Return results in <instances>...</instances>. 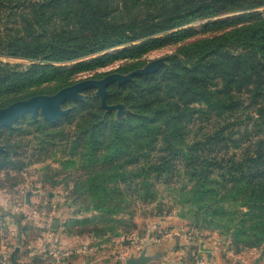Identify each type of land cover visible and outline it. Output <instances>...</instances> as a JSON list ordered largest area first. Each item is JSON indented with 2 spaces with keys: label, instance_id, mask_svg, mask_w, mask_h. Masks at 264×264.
Instances as JSON below:
<instances>
[{
  "label": "trees",
  "instance_id": "1",
  "mask_svg": "<svg viewBox=\"0 0 264 264\" xmlns=\"http://www.w3.org/2000/svg\"><path fill=\"white\" fill-rule=\"evenodd\" d=\"M261 7L264 0H0V56L29 62H0V108L54 94L85 73L102 78L99 70L118 61L114 72H131L151 51L175 47L157 70L108 86V104L127 110L122 117L88 89L64 103L71 109L58 122L27 114L2 128L0 171L60 152V166L85 177L73 197L115 201L118 182L132 179L154 200L157 186L181 184L175 198L196 224L224 229L240 251L264 245ZM205 19L213 20L187 27Z\"/></svg>",
  "mask_w": 264,
  "mask_h": 264
},
{
  "label": "rangeland",
  "instance_id": "2",
  "mask_svg": "<svg viewBox=\"0 0 264 264\" xmlns=\"http://www.w3.org/2000/svg\"><path fill=\"white\" fill-rule=\"evenodd\" d=\"M257 10L264 13V7ZM212 20L197 21L187 27L199 30ZM121 49L117 47L110 51L115 53ZM174 50V46H169L151 51L145 56L143 67L164 64ZM2 61L12 65L29 64L25 59L0 56ZM120 64L118 61L99 71L111 73ZM93 74L85 73L77 79ZM115 111L117 116V109ZM122 111L125 115L127 110L123 108ZM61 156L59 152L42 157L44 160L19 172L0 171V264H12V256L17 254L19 264H49L53 260L45 255L49 245H55V250L63 253L83 244L95 248L94 255L90 258L82 254L72 256L63 264H126L131 255L138 256L144 249L153 256L147 264H199L196 258L207 257V249L203 246L207 242L216 246L219 252L216 262L210 264H264V245L240 251L224 229L196 224L188 212L189 206L175 198L181 184L171 186L175 191L171 187L157 186L158 196L154 200H144L136 187L137 180L132 179L118 182L121 195L115 201L108 198L95 200L90 192L82 191L73 197L75 181L85 177L80 178L83 171L78 168H62ZM28 192L29 202L26 200ZM100 201H105L101 204L103 209H96ZM109 205L116 210L112 215L106 212ZM34 209L39 210L36 215L32 213ZM42 211L46 213L41 214ZM102 218L113 221L106 225ZM113 225L115 232L107 228ZM167 230H172V235L180 234V240L185 242H180L176 236L158 242L157 237ZM172 240L175 241L168 243Z\"/></svg>",
  "mask_w": 264,
  "mask_h": 264
},
{
  "label": "water",
  "instance_id": "3",
  "mask_svg": "<svg viewBox=\"0 0 264 264\" xmlns=\"http://www.w3.org/2000/svg\"><path fill=\"white\" fill-rule=\"evenodd\" d=\"M159 67L161 65L153 66L150 64L126 74L111 72L102 78H84L72 85L61 88L52 95L37 94L28 99L17 100L6 107L0 108V130L2 128H13L14 123L27 114H31L34 118H37L41 114L48 121L58 122L70 110L63 107L64 103L69 100H82L84 98V92L88 89H95V94L100 98L101 105L104 109L108 112L117 109V116L122 117L124 116L122 110L125 108L123 104H108V86L114 82H118L119 84L126 83L135 75L153 72ZM3 149L4 146L0 143V150ZM26 200L27 202L30 201V192L27 193ZM17 251L18 247L15 252ZM152 259L153 256L149 255L147 250L144 249L138 256L131 255L126 260V264H147Z\"/></svg>",
  "mask_w": 264,
  "mask_h": 264
},
{
  "label": "built area",
  "instance_id": "4",
  "mask_svg": "<svg viewBox=\"0 0 264 264\" xmlns=\"http://www.w3.org/2000/svg\"><path fill=\"white\" fill-rule=\"evenodd\" d=\"M39 212L38 209H34L32 211L33 215H36L35 213ZM43 212V211H42ZM41 213V212H40ZM46 212L44 211L41 214H45ZM161 237H157L158 242L160 241H166V240H171L173 239V236H176L175 238H179L181 239L180 234L179 236L175 234L172 235V230H167L164 233H162L160 235ZM47 240V238H46ZM49 240V239H48ZM52 245H49V250L45 255H49L50 258L53 257V260H50L49 264H63L66 263L67 260H69L70 258H72V256L77 257L78 255H85L86 257L88 256V258L92 257L94 255V249L91 246L88 245H80L78 248L76 249H66L65 251H63V253H58L59 251L55 250L54 246L51 247ZM47 247V246H46ZM197 260H199V264H209L203 257H198L196 258ZM126 260V257L125 259Z\"/></svg>",
  "mask_w": 264,
  "mask_h": 264
},
{
  "label": "crops",
  "instance_id": "5",
  "mask_svg": "<svg viewBox=\"0 0 264 264\" xmlns=\"http://www.w3.org/2000/svg\"><path fill=\"white\" fill-rule=\"evenodd\" d=\"M178 240H180V239H178ZM175 240H172V242L171 241H169L168 243H173ZM180 242H185V241H183V239L182 240H180ZM203 246H205L206 247V252H207V257L205 256V259H206V261L210 264V263H215L216 262V260H217V257H218V254H219V252H218V248L216 247V246H212V245H209L208 244V242L207 243H205ZM212 248L213 250H211V249H208V248ZM201 249V248H200Z\"/></svg>",
  "mask_w": 264,
  "mask_h": 264
}]
</instances>
